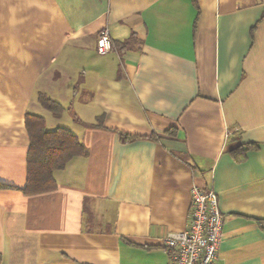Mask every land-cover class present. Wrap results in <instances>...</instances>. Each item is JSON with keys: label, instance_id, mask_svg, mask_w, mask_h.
Returning <instances> with one entry per match:
<instances>
[{"label": "crops", "instance_id": "crops-1", "mask_svg": "<svg viewBox=\"0 0 264 264\" xmlns=\"http://www.w3.org/2000/svg\"><path fill=\"white\" fill-rule=\"evenodd\" d=\"M27 113L86 149L31 196ZM193 185L215 264H264V0H0V264H169Z\"/></svg>", "mask_w": 264, "mask_h": 264}, {"label": "trees", "instance_id": "trees-1", "mask_svg": "<svg viewBox=\"0 0 264 264\" xmlns=\"http://www.w3.org/2000/svg\"><path fill=\"white\" fill-rule=\"evenodd\" d=\"M190 1L193 5L197 4V0ZM121 46L125 48L126 43ZM38 102L55 117L64 111L61 105L44 95L38 96ZM100 125L101 117H98L97 126ZM25 130L29 143L26 153V181L22 192L31 196L53 191L56 187L53 173L63 170L71 159L85 156L86 149L70 131L63 128L46 131L44 119L28 113L25 116ZM167 133L173 134L171 131ZM127 139L131 138L126 137ZM252 148V144L240 145L232 150V154L239 162L243 160L245 152Z\"/></svg>", "mask_w": 264, "mask_h": 264}, {"label": "built area", "instance_id": "built-area-1", "mask_svg": "<svg viewBox=\"0 0 264 264\" xmlns=\"http://www.w3.org/2000/svg\"><path fill=\"white\" fill-rule=\"evenodd\" d=\"M110 51L109 32L104 29L98 35L96 52L105 55ZM222 227L223 218L215 193L193 185L187 229L170 233L159 242L167 253L169 264H215Z\"/></svg>", "mask_w": 264, "mask_h": 264}]
</instances>
